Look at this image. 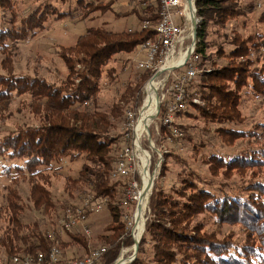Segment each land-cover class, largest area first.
<instances>
[{"label":"trees","instance_id":"1","mask_svg":"<svg viewBox=\"0 0 264 264\" xmlns=\"http://www.w3.org/2000/svg\"><path fill=\"white\" fill-rule=\"evenodd\" d=\"M227 1L195 0L197 16L200 17L195 48L197 64L206 56V31L211 19L210 13L219 16L233 13ZM76 2L82 7L76 9V13L87 15L91 11L110 8L113 0L107 3L92 0ZM144 2L146 5L140 8L143 12L137 16L139 21H157V2ZM0 3L10 4L11 9L14 7L12 0H0ZM13 13L10 28L0 26V45L6 39L18 42L35 36L49 15L48 11L39 6L31 9L16 24L17 11ZM61 14L58 19L68 15V12ZM155 37L154 28L129 32L128 29L108 30L102 25L89 27L75 43L65 48L64 53L61 52L69 71L61 86L39 73L18 75L12 72L13 59L9 53L8 58L1 61L0 65L12 74L0 72V122L10 114L14 95L25 94L30 96V100L29 103L22 102V105L30 107V111L39 117V124L10 132L0 139V158L22 162L3 170L10 178V183L6 186V204L0 206V264H14L15 256L37 254L53 246L64 250L78 245L83 248L85 255L89 254L92 250L89 239L81 232H68L66 239L57 231L58 221L67 218L69 213L75 215L77 208L82 205V199L88 195L94 199L107 198L105 206L112 217L105 227L108 233L100 236L103 245L107 246L101 264H114L122 248L135 243L124 219L126 210L121 206L123 182L111 177L121 151V136L114 131L120 121L127 119V111L140 104L141 86L155 72L143 70L139 75L136 73L134 78L125 83L122 92L115 94L106 110H102L99 104L100 80L105 72L104 67L115 54L132 52L142 41ZM76 64L83 65V69H76ZM209 76L216 79L221 77L240 85L243 83V66L228 64L214 69L207 74ZM250 77L255 78L253 75ZM76 78H79L77 83L74 82ZM107 78L112 84L115 80L117 82L113 68L107 72ZM258 81L264 83V73ZM191 83L187 87V98L190 88L194 86L193 81ZM211 90L208 100L225 103V106L233 108L235 103L231 89L224 83L213 84ZM189 101L190 105H194L191 98ZM159 127L161 133H168L166 126L160 124ZM238 157L236 162L240 161L238 163L247 166L264 164V148L246 150ZM63 158L69 161L81 159L84 162L75 176H64V197L56 199L51 187V176L59 173L55 172L53 163ZM22 182L28 185L25 198L21 194ZM186 183V187L174 191L182 199L168 194L164 187L155 183L148 206L150 214L146 219L138 253L127 264H264V180L252 184L250 195L246 197H219L199 185L194 188L190 179ZM33 210L38 211L41 218L28 220V213L33 215ZM88 210L85 212L87 218L91 211ZM204 210L216 213L222 222L243 223L251 231L254 243L242 244L195 234L191 231L190 220L194 214ZM148 245L151 246V257L147 256ZM81 248L76 250L77 255Z\"/></svg>","mask_w":264,"mask_h":264},{"label":"rangeland","instance_id":"2","mask_svg":"<svg viewBox=\"0 0 264 264\" xmlns=\"http://www.w3.org/2000/svg\"><path fill=\"white\" fill-rule=\"evenodd\" d=\"M12 1L15 9L14 7L11 9L10 4L0 3V26L3 28H10L12 25L10 21H13V11H17L16 24H19L21 18L31 9L39 6L42 10L48 11L49 15L35 36L18 42L10 39L3 41L0 45V63L8 58L9 53L13 59L12 72L18 75L39 73L60 86L69 72L61 52L64 53L89 27L102 25L108 30H122L128 29L133 24L138 25L140 21L137 16L143 12L140 8L146 5L144 0H113L111 6L109 5L110 8L79 15L76 9L82 7L76 0ZM92 1L107 3L109 0ZM150 1L146 0V2ZM228 4L233 9V13L225 16L210 13L211 19L208 21L206 31V56L199 60L198 64L196 62L198 76L191 80L194 86L193 89L190 88L188 96L194 105H190L187 98L184 111L177 112L173 125L166 127L168 133H161L160 127L159 131L157 130L161 119L151 122L150 134L159 151L152 150L149 137L143 138L144 146L151 149V153L145 150L152 154V173L156 171L154 185L157 182L168 191V194H173L172 196L179 199L182 197L174 191L179 187H186L188 179L191 180L190 184L194 188L199 185L219 197L225 195L246 197L250 195L249 188L252 184L264 180V164L247 166L248 164L238 163L240 161L236 162L238 156L243 155L246 150L264 148V83L258 81L264 73V17L262 19L264 0H228ZM134 8L137 9L135 13L132 11ZM64 12H68V15L58 19ZM139 58L141 55L138 54L137 48L132 52H120L115 54L104 67L105 72L100 80L99 99L102 110L110 106L115 94L119 95L122 92L127 81L134 78L136 73L139 75L143 72L136 67ZM228 64L243 66L244 76L241 79L243 83L237 85L221 77L217 79L213 76L207 77V74L214 69ZM111 68L115 70L117 76V82L115 80L113 84L107 78V72ZM76 69H83V65L76 64ZM0 72L12 74L1 65ZM165 75L166 73L161 75L162 80ZM250 75L255 78H251ZM151 78L141 86L140 104L130 108L137 114L143 107L146 98L145 88ZM78 80L79 78H76L74 82L77 83ZM216 83H224L231 89L230 93L235 103L232 109L228 105L225 106V103L208 100L209 95L212 94V85ZM170 84L168 83L163 89L160 87L159 96L162 92L170 91ZM14 96L9 109L10 114L8 113L6 119L0 122V139L10 132L39 124V117L30 111V107L25 108L22 105V102L29 103L30 96L25 94ZM163 114L162 111L160 115ZM129 129L131 128L126 119L119 122L114 132L120 134L122 141V136ZM83 162L84 160L81 159L69 161L63 158L53 163L55 172L59 173L51 176L53 180L51 187L56 199L64 197L62 191L64 176H75ZM15 164L22 162L0 158V206L6 204V186L10 183V178L3 170ZM27 191V183L22 182L21 194L24 198L27 196ZM152 191L153 187L150 196ZM32 214L28 213V220L41 218V214L36 210H33ZM149 214L148 207L143 217L145 222ZM111 218L106 206L99 212L90 211L87 223L91 228V234L90 237L86 236L89 239L90 249L103 246L104 242L100 236L108 233L105 227ZM190 222L191 231L197 235L202 234L203 237L210 235L217 240L229 239L242 244L254 243L251 231L243 223L222 222L219 216L210 210L194 214ZM134 233L136 236L137 233ZM79 248L81 247L78 245L70 246L64 249V252L67 255H76V250L78 251ZM128 248L131 250L124 256L123 262H126L134 252L133 245ZM147 249V256L151 257V246L148 245ZM80 250L78 255L83 256V248Z\"/></svg>","mask_w":264,"mask_h":264},{"label":"built area","instance_id":"3","mask_svg":"<svg viewBox=\"0 0 264 264\" xmlns=\"http://www.w3.org/2000/svg\"><path fill=\"white\" fill-rule=\"evenodd\" d=\"M154 1V0H152ZM158 5L159 19L140 20L138 25L133 24L128 28L129 32L141 31L146 28H154L156 37L142 41L137 46V52L141 58L137 60L136 67L139 70H150L157 72L167 63H172L168 69H164L165 78L163 79L162 89L170 82V91L162 92L160 102L157 107L155 117L151 122L161 119L160 122L166 127L173 125L175 114L183 111L187 106V87L192 79L198 73L196 62L198 56L195 55L197 37L193 31V17L196 12V4L191 5L189 0H155ZM195 1V0H192ZM183 53H186L182 59ZM155 74V73H154ZM153 74V75H154ZM164 106L163 115L161 107ZM141 110V108H140ZM133 110L127 111V120L130 125L128 131L124 133L121 141V151L119 157L114 163V169L111 177L115 180H122L124 196L121 200V206L126 210L124 219L127 221V228L130 231L134 241V223L136 221V211L139 209L140 200L148 183L145 184L144 169L153 170L152 154H149V161L143 156L144 149L151 153V149L144 146V136L149 137L152 150L156 151L155 143L152 140L150 130L145 134L138 136L137 119L140 114ZM159 131V124L157 125ZM158 149V148H157ZM154 173L156 171L154 170ZM149 181V180H148ZM146 193V192H145ZM151 193V191H150ZM107 198H95L88 195L82 199V205L77 208L76 214L69 213L67 218H61L58 221V234L66 235L71 231L81 232L90 237L91 228L87 223L86 210L102 211ZM148 209V205H147ZM146 213V212H145ZM134 246V244H133ZM128 248V247H127ZM122 248L118 259L123 252ZM107 246L94 248L89 254L67 255L64 250L58 246H53L48 251H40L37 254H28L25 256L13 257L14 264H101ZM126 262L125 264H127Z\"/></svg>","mask_w":264,"mask_h":264},{"label":"bare ground","instance_id":"4","mask_svg":"<svg viewBox=\"0 0 264 264\" xmlns=\"http://www.w3.org/2000/svg\"><path fill=\"white\" fill-rule=\"evenodd\" d=\"M186 53H183L182 55V59L185 57ZM172 65V63H167L161 70V73L159 74V76L151 78V80H149L147 82L146 88H145V92H146V98L144 99V104L143 107L140 110V114L138 116L137 119V134L138 136L145 134V132L147 133V131L150 128V124H151V120L153 118V116L156 114L157 111V107L158 104L160 102V98H159V89L163 84V80L161 78V75L164 73V69H168L170 68ZM158 97V99H157ZM143 156L146 158L147 162L149 161V153L144 149L143 152ZM152 171L149 172L147 165L144 169V177H145V184H147L149 181L151 182L152 179L154 178V173H152ZM152 174V175H151ZM149 180V181H148ZM150 191L151 188H147V191H145L141 197L140 200V208L136 211V221L134 223V232H136V236L134 233V238L135 240L140 239V237L142 236V234L144 233L145 230V220L143 219L145 212L147 209L146 208V204L148 205L149 202V197H150ZM145 210V212H144ZM135 246H133L132 250L134 251ZM131 250V248H127L124 249L123 252L121 253L119 259H118V264H125L126 262H128V259L126 262H123V258L124 256L127 254V252H129ZM134 253V252H133ZM133 255V254H132Z\"/></svg>","mask_w":264,"mask_h":264},{"label":"water","instance_id":"5","mask_svg":"<svg viewBox=\"0 0 264 264\" xmlns=\"http://www.w3.org/2000/svg\"><path fill=\"white\" fill-rule=\"evenodd\" d=\"M189 2H190L191 5L195 4V1L189 0ZM195 6H196V5H195ZM197 26H198V20H197V17H196V12H194V17H193V31H194V36H195V38H196V36H197ZM160 73H161V70H158L157 72H155V74L152 76V78L159 76ZM158 96H159V95H158ZM159 98H160V96H159ZM158 110H159V106H158ZM153 117H155V116H153ZM156 151H159V150L156 148ZM153 185H154V179H152L151 182H150V181L148 182V187H149V188L152 189ZM138 208H140V205H139ZM145 223H146V222H145ZM142 235H143V234H142ZM141 237H142V236H141ZM141 237H140V239L135 240V243H134L135 250H134L133 255H132V256L130 257V259L128 260V262L132 261V260L136 257L137 252H138V247H139V243H140ZM115 264H118V262H115Z\"/></svg>","mask_w":264,"mask_h":264}]
</instances>
